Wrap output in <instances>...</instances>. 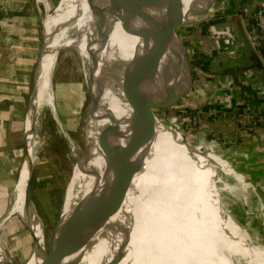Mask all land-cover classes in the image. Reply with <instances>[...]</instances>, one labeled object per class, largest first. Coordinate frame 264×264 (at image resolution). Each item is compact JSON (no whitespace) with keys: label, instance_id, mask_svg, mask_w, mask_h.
I'll use <instances>...</instances> for the list:
<instances>
[{"label":"bare ground","instance_id":"6f19581e","mask_svg":"<svg viewBox=\"0 0 264 264\" xmlns=\"http://www.w3.org/2000/svg\"><path fill=\"white\" fill-rule=\"evenodd\" d=\"M183 1L184 12H189L195 5V19L208 15L214 2ZM167 4L168 0H162L165 8ZM110 5L109 0H62L58 7L44 15L46 54L37 63L36 87L30 99L25 127V140L30 147L29 164H34L39 148L35 136L36 110L45 103L53 105L55 100L52 73L61 49H79L98 82L99 101L89 115L87 126V135L90 141H94L93 145L96 141L98 143L102 130L112 122V117L118 119L131 113V104L121 90L122 62L133 57L135 47L142 39L122 29L120 21L109 10ZM72 30L75 34L70 36ZM88 79L93 95L95 90L90 75ZM156 122L154 150L160 157V170L158 173L151 170L152 149L143 168L135 175L121 209L87 245L76 251L78 263L82 264L87 253L88 264H264V249L257 246V236L239 228L220 205L214 208L218 200L205 178L202 159L178 144L160 119ZM167 164L172 167L171 176L166 174ZM104 169L103 154L93 147L90 160L76 166L69 185L68 198L72 209L99 184V180L92 176L94 174L82 171H98L97 177L102 178ZM149 169L153 175H149ZM155 173L160 174V178L155 177ZM147 178L149 182H146ZM29 179L30 169L24 160L13 187V214L28 213L25 201ZM166 179L169 183L177 181L181 190L179 201L165 193L167 189L161 182L166 183L163 181ZM34 212V208L30 209L31 215ZM38 236L42 239V232ZM3 253L0 250V260ZM40 262L41 257L34 254L27 264Z\"/></svg>","mask_w":264,"mask_h":264},{"label":"water","instance_id":"95a60500","mask_svg":"<svg viewBox=\"0 0 264 264\" xmlns=\"http://www.w3.org/2000/svg\"><path fill=\"white\" fill-rule=\"evenodd\" d=\"M61 1L59 0L56 7ZM109 1L111 4L109 10L120 21L122 29L131 36L142 39L141 43L136 45L133 57L125 63L122 62L121 90L131 104V113L118 119L112 117V122L102 130L98 143L96 141L95 145H93L94 141L88 138L87 127L81 153L73 166L65 189L60 194V210L51 230L47 211L44 209L42 212L37 211L32 200L34 164L28 162L30 147L27 142L25 143L24 159L30 169L25 201V209L28 213L22 215L23 228L12 242L8 253L1 258L0 262L3 264H18V259L22 260L29 254L31 255L23 264H27L34 254L41 257L39 264H65L67 255L87 245L107 221L121 209L135 175L143 168L152 149L154 150L157 136L156 121L160 119L157 111L176 108L197 87L192 57L179 31L182 26L198 20L193 18L195 5L189 12H184L183 0H168L166 8L162 5V0ZM237 23L239 30L235 34L238 39L236 51L244 54L237 58L239 64L240 61L242 62L240 75L245 79L248 91L253 94L254 103L259 105L257 113L264 117V48H261L258 53L254 51L245 33L240 29V22ZM45 54L46 43L43 39L41 57L39 56L37 63L41 62L42 55L45 56ZM201 69L205 68L201 66ZM35 77L34 74L31 98L36 87ZM90 80L95 90L89 110L91 116L92 109H95L99 101V86L92 70ZM40 107L36 110V117ZM252 108H249L247 112ZM184 142L192 149L196 148L201 154L208 156L212 163L222 165L233 174L261 208V224L262 232H264V196L259 187L218 150L203 147L198 141ZM93 147L103 154L105 161L103 176L97 177L98 171H82V173L94 174L92 176L99 180V184L75 205L73 208L75 213L67 221L68 227L61 229L60 226L64 222L62 219L64 204L75 168L80 163L90 160ZM153 152V163L150 167L158 173L161 161L158 160L160 157L157 150ZM167 166L168 164L165 167L168 170L166 174L171 176L172 167ZM151 170L149 169V175L154 174L150 172ZM159 175L155 173V177L160 178ZM148 178L152 179L150 176ZM148 178L146 182H149ZM163 181L166 182H161L167 189L165 193L179 201L181 190L178 189L177 181L174 183H169L167 179ZM78 182L75 183L74 189ZM32 208L35 209L34 215L30 213ZM11 214L12 208L8 216ZM39 232H42V239L38 236ZM261 247L264 249V244Z\"/></svg>","mask_w":264,"mask_h":264},{"label":"rangeland","instance_id":"374dc122","mask_svg":"<svg viewBox=\"0 0 264 264\" xmlns=\"http://www.w3.org/2000/svg\"><path fill=\"white\" fill-rule=\"evenodd\" d=\"M223 1L225 0H214L210 14L179 28L192 57L197 93H204V91L209 90L207 89V83L204 87L198 84L202 75L201 66L203 67L204 64L199 63L201 58L199 55L205 52L201 48L203 38L197 39V43H192L189 37L190 31L188 30L192 27L202 26V23H207L211 19L226 20L229 14L221 6ZM58 2L59 0H0V52L5 55L12 50L13 57H16L19 61L18 83L23 84L19 86L18 90V95L21 96L19 109L23 116L25 112V121L32 93L33 68L36 58L38 60L40 56L44 39L43 20L46 13L48 14L49 11L56 8ZM5 11L12 12V17L10 15L6 16ZM231 18L236 22H240V29L244 32L242 28L243 17L234 15ZM74 34L75 30H72L70 36ZM10 38H12V41H17L16 47L13 44L12 49L8 44ZM115 48L120 50L118 46H115ZM232 58L233 56L227 54L215 56L216 60L224 62L221 66L214 59H211L214 60L213 63H208L209 58H207L206 63L209 66H215L211 67L214 70L221 68V71L231 62ZM90 73L91 68L79 49L73 47L61 49L57 55L52 73L55 100L53 105L43 104L36 117L35 136L39 148L34 159L32 200L37 211L42 212L43 209L47 211L50 230L60 210V194L67 185L73 166L84 144V134L87 131L89 110L92 103L88 79ZM188 97L191 98H186L176 108L158 110L157 115L175 136L178 144L196 155L197 158L202 159L205 165V178L214 193V198L218 200V204L216 203L213 207L217 208L220 205L227 210L229 217L237 223L239 228H242L248 234L257 236V246L262 249L264 232H262L261 224L262 210L259 205L253 201L232 173L223 168L222 165L212 163L208 156L201 154L196 148L192 149L184 142L195 143L198 141L203 147H209L204 137L201 135L199 137V132L196 129L197 117L202 112V107L193 104L194 96L192 94ZM240 128L242 129L241 126ZM14 143L15 140H3L1 143L3 148L8 146L13 152V159L11 160L5 158V155L0 156L8 164L2 163L0 166V250L4 252L3 256L8 253V249L24 225L22 215L18 213H14L6 221H4V218L12 205L13 184L20 166L25 160V123L24 127L22 126L21 136L17 138V144ZM8 153L6 155H12ZM222 183L227 186H223ZM63 211L62 219H64V222L60 226L61 229L68 227L67 221L74 214L68 194ZM30 255L22 260L18 259V264L26 262ZM64 263L79 264L77 252L74 251L67 255ZM0 264L3 263L0 262ZM82 264H88L87 253Z\"/></svg>","mask_w":264,"mask_h":264},{"label":"crops","instance_id":"0c3cea01","mask_svg":"<svg viewBox=\"0 0 264 264\" xmlns=\"http://www.w3.org/2000/svg\"><path fill=\"white\" fill-rule=\"evenodd\" d=\"M221 6L229 14L226 20L211 19L207 23H202V26L192 27V29L188 30L190 31L189 37L192 43H197V39L203 38L201 48L205 53L201 54L204 57L200 54V61L199 59L197 60L201 65L204 63L203 67L205 69L202 70L198 84L204 87L207 83V89H209L204 91V93H197L196 90L190 93L194 96L193 104L202 107V112L197 117L196 129L199 132V137L200 135L203 136L209 147L217 149L250 177L264 196V117L257 113L259 105L254 103L253 94L247 92V83L243 76L240 75L242 73V62L240 61L239 64V59L237 58L242 57L244 54L236 51L238 39L235 34L238 33L239 25L236 20L231 18L235 14L240 13L243 7H248L249 9L260 7L264 9V0H225ZM7 12H4L5 15L12 17L13 13ZM228 25L232 27H226ZM16 43L17 41H12V38H10L8 42L10 49H12L13 44L16 47ZM220 54L233 56V65H229V67H225L221 71L214 70L211 67L215 66H209L208 63H213L215 60L220 66L224 64L223 61L215 59V56H221ZM13 56L12 50L5 55L0 52V156L5 155V158L9 160L13 159V152L8 146L3 148L1 146L2 141L15 140L14 144H17V138L21 136L24 123L26 127L25 112L23 116L19 109L21 96L18 95V90L19 86L23 85L18 83L19 61ZM259 57L261 56L259 55ZM207 58H209L208 63H206L208 61L206 60ZM36 63L37 58L33 68L34 74ZM187 98L190 99L191 97ZM249 108H252L248 112L254 113L253 116L256 122L247 130H242L235 116L247 112ZM215 132L224 138V142H218L212 137ZM7 152L12 155H6ZM2 163L5 164L6 162L0 157V166ZM16 179L18 180V175ZM222 185L227 186L224 183ZM10 210L11 207L8 214ZM8 214L4 219L7 220L13 215V213L10 216Z\"/></svg>","mask_w":264,"mask_h":264},{"label":"built area","instance_id":"2783aa9c","mask_svg":"<svg viewBox=\"0 0 264 264\" xmlns=\"http://www.w3.org/2000/svg\"><path fill=\"white\" fill-rule=\"evenodd\" d=\"M239 15L243 17L242 28L244 33L254 51L257 53L261 48H264V9L256 8L249 9L243 7ZM242 130H247L253 123L256 122L255 117L252 114L245 113L235 116ZM218 142H224V138L219 133H213L212 135Z\"/></svg>","mask_w":264,"mask_h":264},{"label":"flooded vegetation","instance_id":"af4514ba","mask_svg":"<svg viewBox=\"0 0 264 264\" xmlns=\"http://www.w3.org/2000/svg\"><path fill=\"white\" fill-rule=\"evenodd\" d=\"M233 62H234V60H231V62H229L228 64H227V66L226 67H229V65H233ZM230 67H233V66H230ZM218 70H220L221 68H217ZM224 70V69H223ZM248 90V89H247ZM249 94L251 93L250 91H247ZM244 94V93H243ZM252 94V93H251ZM250 96V95H249ZM254 97V96H253ZM248 99H250V97H248Z\"/></svg>","mask_w":264,"mask_h":264},{"label":"trees","instance_id":"16d2710c","mask_svg":"<svg viewBox=\"0 0 264 264\" xmlns=\"http://www.w3.org/2000/svg\"><path fill=\"white\" fill-rule=\"evenodd\" d=\"M243 113H249V114H252V115H254V113H252V112H243Z\"/></svg>","mask_w":264,"mask_h":264}]
</instances>
